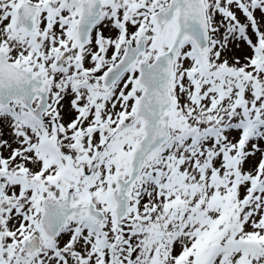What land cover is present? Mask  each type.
Instances as JSON below:
<instances>
[{
  "label": "snow or ice",
  "instance_id": "snow-or-ice-1",
  "mask_svg": "<svg viewBox=\"0 0 264 264\" xmlns=\"http://www.w3.org/2000/svg\"><path fill=\"white\" fill-rule=\"evenodd\" d=\"M0 264H264V0H0Z\"/></svg>",
  "mask_w": 264,
  "mask_h": 264
}]
</instances>
